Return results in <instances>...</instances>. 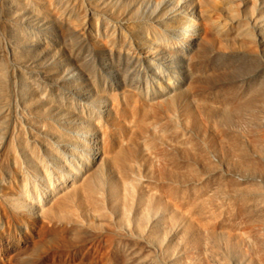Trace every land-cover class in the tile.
Segmentation results:
<instances>
[{
    "label": "bare ground",
    "instance_id": "obj_1",
    "mask_svg": "<svg viewBox=\"0 0 264 264\" xmlns=\"http://www.w3.org/2000/svg\"><path fill=\"white\" fill-rule=\"evenodd\" d=\"M255 1L0 0L7 204L144 264H264ZM243 59L262 78L227 80Z\"/></svg>",
    "mask_w": 264,
    "mask_h": 264
},
{
    "label": "rangeland",
    "instance_id": "obj_2",
    "mask_svg": "<svg viewBox=\"0 0 264 264\" xmlns=\"http://www.w3.org/2000/svg\"><path fill=\"white\" fill-rule=\"evenodd\" d=\"M255 4L257 18L264 22V0H256ZM168 6L164 3L156 8L154 18L162 19L170 15ZM0 38L1 41L7 42L3 33ZM244 60L224 66L223 73L227 80L262 78L260 72L250 69V62L246 69L247 61ZM96 71L99 74V71ZM93 98L95 101L97 96L94 95ZM262 133L264 134V129L261 128L244 132L250 140L259 139ZM211 139L209 136L207 141L212 146L214 143ZM5 153L4 150L0 151V264H144L139 253L125 249L123 245V250L118 247L121 249L119 255L116 244L110 237L107 238L105 231H94L93 235L82 234L80 237L72 234L70 225L45 222L30 216L26 211L13 210L5 197L17 193L20 184L12 167V160ZM34 248L39 249L38 255L30 253ZM121 251H124L125 256Z\"/></svg>",
    "mask_w": 264,
    "mask_h": 264
}]
</instances>
